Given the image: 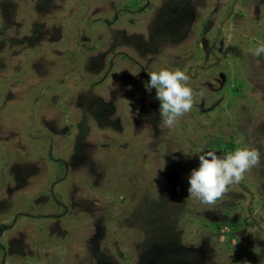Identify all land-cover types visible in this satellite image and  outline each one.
<instances>
[{
    "label": "rangeland",
    "instance_id": "rangeland-1",
    "mask_svg": "<svg viewBox=\"0 0 264 264\" xmlns=\"http://www.w3.org/2000/svg\"><path fill=\"white\" fill-rule=\"evenodd\" d=\"M261 42L264 0H0V264H264ZM173 66L198 95L168 128L144 82ZM248 143L186 198L200 152Z\"/></svg>",
    "mask_w": 264,
    "mask_h": 264
},
{
    "label": "clouds",
    "instance_id": "clouds-1",
    "mask_svg": "<svg viewBox=\"0 0 264 264\" xmlns=\"http://www.w3.org/2000/svg\"><path fill=\"white\" fill-rule=\"evenodd\" d=\"M251 51L255 57L264 56V42L258 43ZM145 72L148 77L144 82L145 91L152 93L155 90V99L159 101L158 126L174 127L181 116L192 110L198 95L189 83L191 76L187 68L160 67L158 70L146 69ZM260 143L264 144V139ZM182 152L185 156L191 155L187 149H182ZM261 159L262 153L253 143L219 153L210 146L198 154L197 166L190 169L186 198L214 203L230 186L238 184L246 171L258 166Z\"/></svg>",
    "mask_w": 264,
    "mask_h": 264
}]
</instances>
